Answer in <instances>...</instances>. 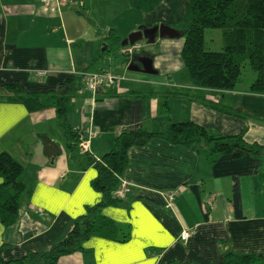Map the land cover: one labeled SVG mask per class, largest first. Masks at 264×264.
<instances>
[{"label": "crops", "instance_id": "crops-1", "mask_svg": "<svg viewBox=\"0 0 264 264\" xmlns=\"http://www.w3.org/2000/svg\"><path fill=\"white\" fill-rule=\"evenodd\" d=\"M86 1L0 2V87L17 82L27 92L42 93L56 91L84 73L117 76V84L96 94L102 100L81 92L67 104L72 128L84 136L94 134L88 153L96 159L113 148L123 131L160 133L179 122L222 135L243 131L245 142H257L264 150V94L247 93L249 86L224 92L193 86L181 74V38H157L152 44L161 45L157 55L139 54L143 48L139 43L130 55L125 54L129 46H113L114 51L93 64L97 51L111 42L105 39L110 31L122 41L139 29L177 23L182 7L187 8L185 0H164L149 14L132 10L126 2L116 13L105 8L109 21L103 25L97 16L93 19ZM84 13L88 17L80 16ZM125 16L130 22L121 33L115 20L121 17L122 22ZM148 60L154 74L143 71L142 62ZM200 100L222 104L247 118L215 112ZM44 137L58 146L57 157L44 155ZM1 152L22 165L20 181L30 192L19 222L8 228L0 222V256L6 261L48 250L65 238L75 219L100 201L101 195L91 187L95 169L80 171L70 159L52 109L29 114L21 104L0 102ZM260 168L257 159L231 155L210 166L196 146H173L161 139L132 147L121 180L128 189L124 203L101 212L127 229L129 239L91 237L83 251L63 256L57 264H216L226 251L264 254ZM173 194L174 201L168 204L166 197ZM182 231L190 232L186 242L180 240Z\"/></svg>", "mask_w": 264, "mask_h": 264}, {"label": "trees", "instance_id": "trees-1", "mask_svg": "<svg viewBox=\"0 0 264 264\" xmlns=\"http://www.w3.org/2000/svg\"><path fill=\"white\" fill-rule=\"evenodd\" d=\"M163 1L126 0L132 10L145 14L155 11ZM186 2L187 9L178 30L179 38L183 40L179 58L191 84L197 88L233 91L241 82L242 68L247 64L254 74L247 93L264 94V0ZM212 29L220 30L221 51L205 49V32ZM105 39L111 42L103 52L97 51L98 57L93 60V64L114 51V47L124 48L120 46L121 40L113 31ZM83 86V77L78 75L66 80L56 91L27 92L17 82L0 87V102L21 104L29 114L47 109L54 111L70 159L80 171L90 167L95 169L96 176L91 181V187L101 195L97 204L88 207L85 215L75 219L63 240L46 251L27 252L18 259L6 261L0 256V264H57L61 257L83 251V243L91 237L126 242L129 239L128 230L103 217L101 212L105 207H117L124 203L118 191L128 166V152L132 147H142L152 139H161L170 145L184 148L196 146L197 154L204 157L210 166L224 155H231L235 159L244 156L257 159L261 166L259 178L264 183V150L259 143L245 142L243 131L222 135L192 122L172 123L167 131L160 133L123 131L114 139L113 148L101 158L96 159L89 153L82 154L78 145L83 134L69 124L67 104L71 98L83 92ZM94 97L97 101L103 99L99 95ZM197 102L221 114L247 118L246 114L219 103L203 100ZM22 173L21 164L8 153H0V222L5 228L19 222L21 206L30 194L20 181ZM216 264H264V254H235L226 251L220 255Z\"/></svg>", "mask_w": 264, "mask_h": 264}, {"label": "rangeland", "instance_id": "rangeland-1", "mask_svg": "<svg viewBox=\"0 0 264 264\" xmlns=\"http://www.w3.org/2000/svg\"><path fill=\"white\" fill-rule=\"evenodd\" d=\"M5 0H0L1 4L2 2H4ZM7 1H11V0H7ZM125 2L126 0H122V3H121V0H87L86 3L88 5H91V7L89 8V10L91 9L92 10V14H93V19H95V17L97 16L101 22L100 25H103V24H106L107 21H109V17L107 16V12H106V9L105 8H108L109 10V13H111L112 11H114L116 13V11L122 9L125 5ZM186 2V0H185ZM127 3V2H126ZM187 4V2H186ZM83 5V4H82ZM128 5V4H127ZM129 7V6H128ZM186 9L184 7V10H183V7H182V11L183 12V16L186 12ZM80 16H84L85 17H88V15H85V13L83 15H80ZM91 17V15H90ZM122 17V16H121ZM120 17V18H121ZM81 18V17H80ZM84 18L82 17L80 20H84ZM119 19H116L115 22L116 24L119 26L120 30H121V33L125 30H126V27L128 25V23L130 22L129 20H127V17L125 16L124 18V21L121 22V20ZM183 18V17H182ZM79 20V21H80ZM103 21V23H102ZM181 21L182 19H180L179 22L177 23H172V24H166L168 25L170 28L178 31L179 28H180V24H181ZM120 23L122 25H120ZM99 25V26H100ZM68 29V28H67ZM70 29V28H69ZM69 31V30H68ZM70 34V33H69ZM115 34V33H114ZM128 36V35H127ZM118 37V36H117ZM168 40V39H167ZM170 40V39H169ZM173 40V39H171ZM175 40H178V39H175ZM139 44H141L143 46L141 52H139V54H142L146 51L150 52L151 54H159V52L161 51V45L160 44H155L152 46V44H148L146 42V40H141L138 42ZM204 44H205V49L207 51H214V52H218V51H221L222 49V41H221V33H220V30H207L205 32V35H204ZM115 49V48H114ZM100 50L102 51V47L100 48ZM137 51V50H135ZM138 54V53H137ZM136 54V55H137ZM93 70H97L96 68L93 69ZM114 73H117V70L113 71ZM182 76L183 77H186L188 79V75L186 73V71L183 69L182 72H181ZM143 77H147L146 75L143 76ZM254 78V74L253 72L251 71V69L249 68V66L246 64L243 68H242V74H241V82L238 84V87L239 88H245V87H248L250 85V83L252 82ZM189 81V80H188ZM122 190V189H120ZM119 190V191H120ZM121 196V194H120ZM124 198V195L121 196V198ZM174 201V200H173ZM183 232V231H182ZM181 232V233H182Z\"/></svg>", "mask_w": 264, "mask_h": 264}, {"label": "water", "instance_id": "water-1", "mask_svg": "<svg viewBox=\"0 0 264 264\" xmlns=\"http://www.w3.org/2000/svg\"><path fill=\"white\" fill-rule=\"evenodd\" d=\"M157 38L158 39H164V38L177 39L179 38V33L178 31L170 28L166 24H160V25H156L151 28H148V29H139L138 31L129 34L125 39L121 41L120 46L121 47L133 46L143 39L146 40L148 44H153ZM102 50H104V48ZM142 66L144 69L143 71L145 73H151V74L155 73L151 69L152 68L151 60H148L147 63L142 62ZM127 70H131V67L130 66L127 67ZM98 93L99 91L96 92V94ZM42 141H43V147H44V150H43L44 155L50 159L57 157L59 153L58 146L55 145V143L52 142L47 137H44Z\"/></svg>", "mask_w": 264, "mask_h": 264}, {"label": "built area", "instance_id": "built-area-1", "mask_svg": "<svg viewBox=\"0 0 264 264\" xmlns=\"http://www.w3.org/2000/svg\"><path fill=\"white\" fill-rule=\"evenodd\" d=\"M138 46L133 45L129 46L126 50V55H130L134 50H137ZM83 77V92L88 93L91 97L96 95L97 91H102L103 88L115 85L118 83L119 78L117 76L111 75L106 72H98V73H84ZM94 134H89L88 136L81 135L79 140V149L82 154L88 153V140L93 137ZM120 191H118L119 197L125 195L128 192L127 187L122 183L120 187ZM121 194V196H120ZM123 198V197H122ZM175 198V195H168L166 200L168 204L172 202ZM190 237L189 231H183L180 234V240L186 242Z\"/></svg>", "mask_w": 264, "mask_h": 264}]
</instances>
